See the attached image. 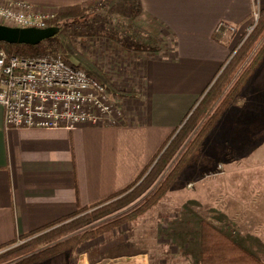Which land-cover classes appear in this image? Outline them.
<instances>
[{"label":"crops","instance_id":"obj_1","mask_svg":"<svg viewBox=\"0 0 264 264\" xmlns=\"http://www.w3.org/2000/svg\"><path fill=\"white\" fill-rule=\"evenodd\" d=\"M3 1L27 2L45 13L93 0ZM140 3L139 26L174 44L145 53L132 92L119 99L122 124L7 129L0 106V251L130 190L252 32L254 14L264 11V0ZM223 22L236 30L220 43L216 28ZM263 67L243 89L257 108L264 105ZM138 258L125 264H151Z\"/></svg>","mask_w":264,"mask_h":264},{"label":"rangeland","instance_id":"obj_2","mask_svg":"<svg viewBox=\"0 0 264 264\" xmlns=\"http://www.w3.org/2000/svg\"><path fill=\"white\" fill-rule=\"evenodd\" d=\"M133 1L112 0L98 15L89 13L88 26L71 23L58 34L56 55L104 83L117 106L121 97L126 98L132 92L139 77L137 70L148 56L143 51L125 50L115 35L129 40L130 44L151 45L160 51L174 44L160 41L156 35L139 26L137 18L131 16L129 4ZM45 13L57 15V11ZM217 28L216 37L220 43H225L226 37L234 33L229 31L222 38ZM100 32L105 36L99 35ZM242 67L230 79L221 96ZM243 89L239 95L246 100L238 101V95L209 134L200 153L190 161L155 207L138 220L82 244L74 254L65 252L33 264H81L84 258L87 264H125L139 260L141 255L148 257L151 264H200L202 221H208L264 262V105L257 108V103L248 101ZM206 93L169 139L174 138ZM177 157L151 191L169 173ZM150 192L120 214L139 206ZM7 250L0 251V254ZM88 250L90 253L86 256Z\"/></svg>","mask_w":264,"mask_h":264},{"label":"trees","instance_id":"obj_3","mask_svg":"<svg viewBox=\"0 0 264 264\" xmlns=\"http://www.w3.org/2000/svg\"><path fill=\"white\" fill-rule=\"evenodd\" d=\"M111 2L112 0H93L61 7L57 11V15L48 21V27H58L61 31L71 23H80L83 27L84 25L88 26L90 22L88 20L89 13L98 15L102 8ZM129 6L132 12L131 16L135 19L138 18L142 12L140 0H134ZM99 35L105 36V33L100 32ZM115 39L127 51L146 53L160 51L151 45L130 44L129 40L121 39L118 35H115ZM58 45L57 34L37 46L0 42V50H5L9 55L18 57H39L56 55ZM247 60L248 62H246ZM263 60L264 11H261L252 32L208 89L190 118L174 138L172 137L165 143L162 150L151 162L147 168H151L149 172L146 170L130 190L114 197L109 202L79 209L71 217L56 221L18 238L17 241L22 240L24 243L0 254V264H33L65 252L74 254L82 244L93 241L103 234L112 232L128 222L136 221L144 216L164 198L171 185L178 180L190 161L200 153L209 134L257 72ZM245 62V66L242 67ZM241 67L240 73L225 94L221 96L230 79ZM178 153L180 155L177 157ZM176 157L177 160L172 169L160 184L151 191ZM148 192L150 194L144 198L139 206L128 213L120 214L123 209ZM97 223L100 224L92 227ZM200 264H264V262L244 250L231 237L208 221H202Z\"/></svg>","mask_w":264,"mask_h":264},{"label":"built area","instance_id":"obj_4","mask_svg":"<svg viewBox=\"0 0 264 264\" xmlns=\"http://www.w3.org/2000/svg\"><path fill=\"white\" fill-rule=\"evenodd\" d=\"M55 15L27 2L0 0V24L48 27ZM259 13L254 14L257 23ZM236 27L220 23L223 38ZM0 106L7 129L102 127L123 123L122 111L107 87L60 55L18 57L0 50Z\"/></svg>","mask_w":264,"mask_h":264},{"label":"water","instance_id":"obj_5","mask_svg":"<svg viewBox=\"0 0 264 264\" xmlns=\"http://www.w3.org/2000/svg\"><path fill=\"white\" fill-rule=\"evenodd\" d=\"M60 28H19L0 24V42L37 46L59 34Z\"/></svg>","mask_w":264,"mask_h":264},{"label":"bare ground","instance_id":"obj_6","mask_svg":"<svg viewBox=\"0 0 264 264\" xmlns=\"http://www.w3.org/2000/svg\"><path fill=\"white\" fill-rule=\"evenodd\" d=\"M81 264H87V259L86 258L82 259Z\"/></svg>","mask_w":264,"mask_h":264}]
</instances>
